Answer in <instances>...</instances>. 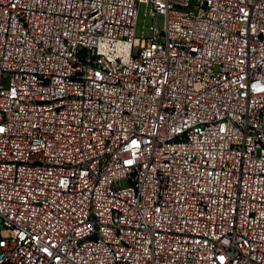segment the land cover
<instances>
[{
	"label": "built area",
	"instance_id": "obj_1",
	"mask_svg": "<svg viewBox=\"0 0 264 264\" xmlns=\"http://www.w3.org/2000/svg\"><path fill=\"white\" fill-rule=\"evenodd\" d=\"M0 222V264H264V0H0Z\"/></svg>",
	"mask_w": 264,
	"mask_h": 264
},
{
	"label": "rangeland",
	"instance_id": "obj_2",
	"mask_svg": "<svg viewBox=\"0 0 264 264\" xmlns=\"http://www.w3.org/2000/svg\"><path fill=\"white\" fill-rule=\"evenodd\" d=\"M156 25L157 29L162 31L164 28V19L160 16L155 18L150 16L149 7L145 4H139L137 9L136 27H135V39H148L150 37V27ZM125 183H122L124 185ZM4 229L0 222V237L1 231Z\"/></svg>",
	"mask_w": 264,
	"mask_h": 264
}]
</instances>
